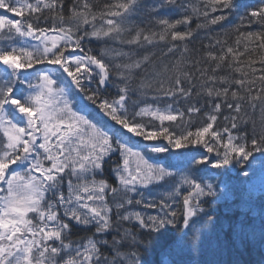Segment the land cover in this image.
<instances>
[{
	"label": "snow or ice",
	"instance_id": "1",
	"mask_svg": "<svg viewBox=\"0 0 264 264\" xmlns=\"http://www.w3.org/2000/svg\"><path fill=\"white\" fill-rule=\"evenodd\" d=\"M0 10V264H148L157 245L176 264L239 191L218 174L259 175L264 195V0Z\"/></svg>",
	"mask_w": 264,
	"mask_h": 264
},
{
	"label": "trees",
	"instance_id": "2",
	"mask_svg": "<svg viewBox=\"0 0 264 264\" xmlns=\"http://www.w3.org/2000/svg\"><path fill=\"white\" fill-rule=\"evenodd\" d=\"M109 2H111V0H101V5ZM162 14L174 19L178 18L179 11L176 8H168L163 10ZM234 18L235 16H233L232 19ZM227 23L235 25L238 23V20L236 18ZM195 25L196 20H193L192 27L195 28ZM250 30L256 29L253 27ZM218 32L219 29L210 32L201 31L198 34V38L188 45L189 49L191 50L193 47L199 48L201 42L207 44L208 40L205 37L215 36ZM229 43H232L231 39ZM91 47L93 49V54H95L96 49L100 47V45L93 43ZM112 47L120 49V45L118 44L112 45ZM122 50L129 51L130 49L124 47ZM148 51H155L157 57H159L162 51H166L164 42H160L155 48H149ZM176 55H178V53ZM175 58V56L163 57L165 62L174 60ZM112 94L114 95L115 93L113 92ZM181 107H183V105H181ZM224 114L227 115V112ZM254 118L258 119L259 114L257 113ZM109 181L112 183L114 182L111 177H109ZM214 181L220 182V191H224L223 182L234 185L239 191L227 201L220 198L211 202L208 207V212L215 218V224L208 225L204 230L205 237L200 248L195 251L185 249V254L171 259H174L176 264H264V244L261 242V235L258 234L254 236L251 231H258L259 229L264 230V222H262L264 218L262 221L257 219L250 220L248 219L249 212H244L245 210L250 211V209H254V204H258L260 207L264 208V195L261 193V180L259 175L254 178L251 183H246L242 175L232 170L222 175L218 174L214 178ZM243 202L246 208L239 207ZM233 229L238 230V236L235 238L231 236L230 233ZM83 234L82 232H77L73 239ZM170 234L173 235V233ZM145 259L148 261V264H155L158 259L163 261L165 256L161 249L156 246L146 255Z\"/></svg>",
	"mask_w": 264,
	"mask_h": 264
},
{
	"label": "bare ground",
	"instance_id": "3",
	"mask_svg": "<svg viewBox=\"0 0 264 264\" xmlns=\"http://www.w3.org/2000/svg\"><path fill=\"white\" fill-rule=\"evenodd\" d=\"M238 2L243 7V6L249 5L251 3H254L256 1H254V0H238ZM232 18H233V16L230 17L229 21L235 20L236 16L234 19H232ZM239 207L246 208V206L244 205V202ZM253 207H254V209L252 208V209H250V211H248V210L244 211V212H249L248 219H250V220L251 219H257V220L262 221V219L264 218V208L260 207L258 204H254ZM262 222H264V221H262ZM251 231L253 232L254 236H257L258 234L261 235L262 231H264V230L259 229L258 231H256V230H251ZM230 233H231V236H233L234 238L238 236V230H236V229L231 230ZM169 234L170 233L167 234L169 237L172 236V234H170V235ZM157 246L159 247V249H161L159 245H157ZM183 254H185V250L183 252H181L178 256H182ZM261 255H263V254H261Z\"/></svg>",
	"mask_w": 264,
	"mask_h": 264
}]
</instances>
